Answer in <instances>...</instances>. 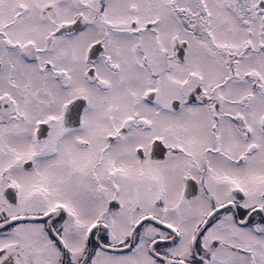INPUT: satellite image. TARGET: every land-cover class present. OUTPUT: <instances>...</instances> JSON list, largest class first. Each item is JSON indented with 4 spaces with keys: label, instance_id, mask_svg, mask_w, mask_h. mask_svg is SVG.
<instances>
[{
    "label": "snow or ice",
    "instance_id": "snow-or-ice-1",
    "mask_svg": "<svg viewBox=\"0 0 264 264\" xmlns=\"http://www.w3.org/2000/svg\"><path fill=\"white\" fill-rule=\"evenodd\" d=\"M0 264H264V0H0Z\"/></svg>",
    "mask_w": 264,
    "mask_h": 264
}]
</instances>
